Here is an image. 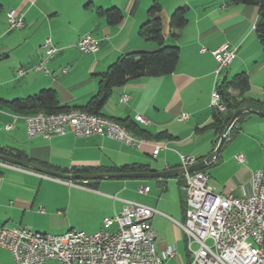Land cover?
Instances as JSON below:
<instances>
[{
	"label": "crops",
	"instance_id": "crops-1",
	"mask_svg": "<svg viewBox=\"0 0 264 264\" xmlns=\"http://www.w3.org/2000/svg\"><path fill=\"white\" fill-rule=\"evenodd\" d=\"M155 2L162 10L164 44L179 48L177 66L171 74L115 88L101 110L105 118L127 121L145 134L136 138L146 143L136 149L102 136L78 138L69 131L48 140L40 135L29 138L26 115L0 104V148L19 151L29 163L64 174L82 169L91 170L83 174L115 173L108 171L136 164L145 171L135 173L166 171L169 176L62 180L12 164L0 166V227L92 235L103 229L104 218L113 217L130 201L154 210L150 225L157 235V251L170 246L176 250V257L165 264L188 263L186 239L177 225L184 219L186 201L179 155L195 157L197 164L216 149L220 136L209 106L215 83L245 73L250 89L244 97L264 105V53L254 32L256 7L230 0H0V100H22L52 89L61 106H84L97 93L98 75L117 57L157 49L138 36ZM180 7L188 9V21L173 36L168 19ZM98 8H117L123 20L111 26L97 15ZM11 11L22 15L21 28L10 29ZM88 34L98 42L96 53L80 52L76 46ZM46 38L57 48L47 64L48 74L36 70L45 57ZM224 44L236 48V54L215 74L211 52ZM123 95L128 97L124 104L119 102ZM182 114L188 119L179 120ZM136 115L149 124L137 123ZM8 125L11 129L5 130ZM155 146L161 149L152 157ZM236 155L244 161L238 163ZM263 167L264 118L244 113L215 160L202 171L215 193L241 197L250 192L252 172ZM144 188L148 191L141 192ZM116 228L113 224L108 230ZM5 253L12 257L0 248V264H10Z\"/></svg>",
	"mask_w": 264,
	"mask_h": 264
},
{
	"label": "built area",
	"instance_id": "built-area-1",
	"mask_svg": "<svg viewBox=\"0 0 264 264\" xmlns=\"http://www.w3.org/2000/svg\"><path fill=\"white\" fill-rule=\"evenodd\" d=\"M10 29L23 26L22 15L7 14ZM77 48L83 53H96L98 42L90 34L81 37ZM45 57L36 70L48 74L47 64L57 53V48L49 38L43 42ZM205 51L204 49L202 50ZM236 54V48L227 44L211 52L216 61L218 74L229 66ZM19 73H22L19 71ZM66 73V70H63ZM217 84L210 96L211 110L224 106L221 103ZM128 97L123 95L120 103ZM182 114L179 120H187ZM135 121L141 125L149 122L140 115ZM27 136H42L49 139L63 136L67 131L75 137L102 136L120 142L128 147L139 148L142 143L125 141L118 131H110L98 126L92 114L89 120L74 117L63 122H25ZM11 125L5 126L10 130ZM160 148H154L155 157ZM181 168L186 170L196 164L192 156L179 155ZM235 160L242 163V155ZM0 161V166H9ZM209 177L203 171L183 175L185 193L184 219L177 223L186 239L187 264H264V167L251 174L250 192L235 197L230 192L217 194L208 184ZM148 191L144 188L141 192ZM154 210L135 202H124L119 213L104 218L103 229L88 235L82 231L70 230L62 234L40 232V237H31L27 227H0V248L11 253L14 264H165L176 257L173 246L158 252L157 235L151 228L150 220ZM116 224L115 231L108 228Z\"/></svg>",
	"mask_w": 264,
	"mask_h": 264
},
{
	"label": "trees",
	"instance_id": "trees-1",
	"mask_svg": "<svg viewBox=\"0 0 264 264\" xmlns=\"http://www.w3.org/2000/svg\"><path fill=\"white\" fill-rule=\"evenodd\" d=\"M230 2L233 4L253 6L258 9V17L254 25V32L264 53V0H230ZM96 13L98 16L104 17L106 22L111 26L118 25L123 20V16L117 8H109L106 10L98 8L96 9ZM147 13L149 20L142 26L138 36L144 41L154 43L157 49L153 51L133 52L117 57L116 60L107 67L104 73L98 75L97 93L91 97L84 106L75 109L61 106L57 93L52 89L42 90L38 94L22 100H0V104L17 115L31 116L39 113L53 115L74 110L105 118L101 114V110L115 88L122 87L132 80L171 74L177 66L179 48L177 46H167L164 44L163 17L160 5L156 2L153 3ZM187 21L188 9L184 7L177 8L169 16L168 31L175 36L174 33L183 29ZM249 89L250 84L245 73L236 74L217 84V92L219 93L221 103L224 105V110L212 109V125L219 136L222 135L232 114L238 109L247 108L264 113V105L244 97ZM243 115H241L238 120ZM109 120L124 127L134 137H147L145 134H140V131L136 128L131 127L127 121L119 119ZM234 124L230 131L234 127ZM0 155L28 162L25 156L19 151L11 152L0 148ZM53 170L59 171L58 169ZM90 171L89 169H82L74 170L73 173L83 174ZM143 171H145L143 166L132 164L120 168H113L108 172L135 173ZM60 172L66 173V171Z\"/></svg>",
	"mask_w": 264,
	"mask_h": 264
},
{
	"label": "water",
	"instance_id": "water-1",
	"mask_svg": "<svg viewBox=\"0 0 264 264\" xmlns=\"http://www.w3.org/2000/svg\"><path fill=\"white\" fill-rule=\"evenodd\" d=\"M244 113L256 115L259 117L264 118V113L250 110L247 108H241L235 111L229 122L227 123L226 127L223 130L222 135L219 138L218 144L214 152L207 157L205 160L201 161L200 163H197L191 167H188L186 170L183 168L180 169L181 175L183 176L185 173H193V172H198L206 169L217 157L219 150L221 149L231 127L233 124L237 121V119L243 115ZM0 161L12 164L18 167H22L25 169H30L35 172H38L40 174L62 179V180H89V179H103V178H155V177H167L169 176V172L166 171H161V172H151V173H99V174H64V173H59L55 172L49 169H46L44 167H40L38 165L26 162V161H21V160H16L13 158L5 157L0 155Z\"/></svg>",
	"mask_w": 264,
	"mask_h": 264
},
{
	"label": "bare ground",
	"instance_id": "bare-ground-1",
	"mask_svg": "<svg viewBox=\"0 0 264 264\" xmlns=\"http://www.w3.org/2000/svg\"><path fill=\"white\" fill-rule=\"evenodd\" d=\"M218 110L223 111L224 106L221 108H218ZM69 112H64V113H59V114H53V115H44V114H36V115H31V116H24V121L25 122H35L37 120L44 121V122H63L70 120V113ZM93 116V115H92ZM74 117L75 118H80L82 120H89V114L81 111H74ZM95 120H98V126H100L103 129H107L110 131H118L120 133L121 138H123L125 141H134V143H146L145 139L141 138H136L133 135H131L130 132H128L124 127L118 125L117 123L107 119V118H102L98 116H93ZM154 148H160L159 146H155ZM31 237H40V232L34 231L31 229Z\"/></svg>",
	"mask_w": 264,
	"mask_h": 264
},
{
	"label": "rangeland",
	"instance_id": "rangeland-1",
	"mask_svg": "<svg viewBox=\"0 0 264 264\" xmlns=\"http://www.w3.org/2000/svg\"><path fill=\"white\" fill-rule=\"evenodd\" d=\"M3 258L5 259V262L10 263V264H14V262H12L13 260H11L12 257L10 258L9 254L5 253L3 255Z\"/></svg>",
	"mask_w": 264,
	"mask_h": 264
}]
</instances>
